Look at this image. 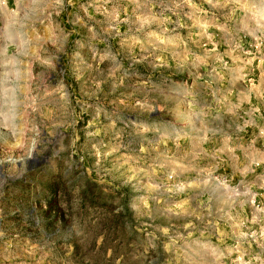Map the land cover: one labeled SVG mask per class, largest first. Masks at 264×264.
Instances as JSON below:
<instances>
[{"label": "rangeland", "instance_id": "obj_1", "mask_svg": "<svg viewBox=\"0 0 264 264\" xmlns=\"http://www.w3.org/2000/svg\"><path fill=\"white\" fill-rule=\"evenodd\" d=\"M0 264H264V0H0Z\"/></svg>", "mask_w": 264, "mask_h": 264}]
</instances>
